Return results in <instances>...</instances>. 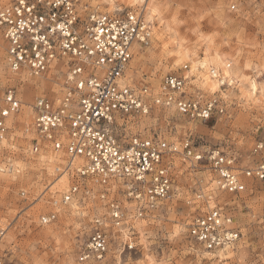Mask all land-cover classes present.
Returning a JSON list of instances; mask_svg holds the SVG:
<instances>
[{
    "label": "rangeland",
    "instance_id": "1",
    "mask_svg": "<svg viewBox=\"0 0 264 264\" xmlns=\"http://www.w3.org/2000/svg\"><path fill=\"white\" fill-rule=\"evenodd\" d=\"M8 1L0 0V5ZM160 1L162 23L154 21L151 42L137 48L125 80L137 87L149 84L157 93L164 75L179 74L186 78L188 97L200 96L205 101L219 96L222 111H214L207 119H191L174 107L151 104L148 114L125 117L129 121L127 133L157 137L178 146L188 139L200 153L218 148L234 156L237 172L242 175L243 168L264 156V0ZM178 41L198 60L207 56L219 64L223 59L241 74V81L229 84L225 80L223 83L228 85L223 86L219 81L217 90L211 91L200 67L193 72L188 62L177 64L181 57L172 45ZM5 47L0 31V100L4 89L13 86L21 106L8 119L10 129L4 142L0 140V163L4 168L0 172V228H6L0 254L10 264H81L77 259L80 245L87 239L93 219L105 214V201L78 194L62 203L71 178L67 172L57 175L50 163L46 164L52 150L31 152V139L36 136L32 126L34 100L37 96L59 98L66 68H51L39 76L47 79L46 74L54 71L47 86L33 84L23 80L22 72H10ZM216 69L220 71L219 66ZM25 93L31 95L29 101L24 99ZM261 142L263 149L254 152ZM169 162L173 175L170 197L143 216H135V204L124 194H112L123 209L120 229L133 230L134 246L124 245L123 232L117 235V229L108 222L106 230L113 236L107 264H264V181L249 178L242 192L228 193L215 184L217 175L205 161L194 162L173 154ZM210 196L212 200L207 204ZM213 205L232 214L240 239L234 247L208 255L188 235V227L196 214ZM48 212H56V218L40 223V215Z\"/></svg>",
    "mask_w": 264,
    "mask_h": 264
},
{
    "label": "built area",
    "instance_id": "2",
    "mask_svg": "<svg viewBox=\"0 0 264 264\" xmlns=\"http://www.w3.org/2000/svg\"><path fill=\"white\" fill-rule=\"evenodd\" d=\"M142 12L143 4L101 12L89 0H9L0 5V31L10 70L42 76L57 61L66 68L62 95L56 100L46 96L34 100L36 136L31 139V151L52 150L64 159L54 165L57 175L67 172L71 178L62 203L78 194L105 201V214L93 219L89 235L80 245L77 259L81 264H107L113 236L106 230L108 222L117 235L123 232L124 245L133 248L134 232L120 229L123 209L112 194L117 191L133 202L137 217L157 207L171 194L170 155L205 161L216 173L220 189L228 193L242 192L246 179L264 181V156L243 168L240 175L234 156L218 148L200 153L188 139L178 146L127 133L125 117L146 115L151 104L173 106L191 119H207L214 111H222L219 96L205 102L188 97L186 78L179 74L164 75L157 93L149 84L137 87L122 82L136 48L149 45L153 36L155 23L145 22ZM0 101L2 140L10 129L8 119L19 111L21 101L13 86L4 89ZM262 149L263 143H257L254 152ZM114 182L120 184L119 189L112 187ZM55 218L56 212H48L39 221L47 224ZM5 231L0 228V241ZM188 235L207 251L234 247L240 239L232 214L216 205L192 218ZM0 264H10L3 254Z\"/></svg>",
    "mask_w": 264,
    "mask_h": 264
},
{
    "label": "bare ground",
    "instance_id": "3",
    "mask_svg": "<svg viewBox=\"0 0 264 264\" xmlns=\"http://www.w3.org/2000/svg\"><path fill=\"white\" fill-rule=\"evenodd\" d=\"M4 1V0H3ZM89 2L91 3V5L93 6V8L95 9V10H100V11H102V12H107V13H112V12H115L116 10H118V9H124V8H128V7H135L136 5H138V4H143V12H142V17H143V20L145 21V22H154V21H157V23L159 22V23H162L161 22V18H160V12H161V9H162V2L160 1V0H89ZM167 2V1H166ZM167 13H169V12H167ZM170 16V15H169ZM164 23V22H163ZM163 25V24H162ZM174 26H175V24H174ZM177 26V25H176ZM165 28V27H164ZM156 29V28H155ZM167 29V28H166ZM174 29V28H173ZM162 31H163V29H162ZM167 33V32H166ZM176 33L180 36V32L178 33L177 31H176ZM170 36V35H169ZM166 37V36H165ZM182 38V37H181ZM170 39H172V37L170 38ZM178 40V39H177ZM164 41V40H163ZM162 41V42H163ZM168 41V40H167ZM176 41V40H175ZM179 41H180V39H179ZM174 42V44L172 45L173 47H174V49H175V51H176V53L181 57V62H188L189 63V66H190V68H191V70L193 71V69H192V65L195 63V64H197L198 65V67H199V65L200 64H203V65H205V67H200L201 69H202V73H203V75H205V80H206V82H207V84H208V87L211 89V91H212V86L213 85H215L216 86V90H217V88H218V84L216 83V82H219L220 83V86H223V85H228V84H226V83H223V82H225V80L229 83V84H232V83H234V82H239V81H241V78H242V76H240L239 74H238V72L236 71V69H234V68H232V67H229V64L228 63H226V62H224L223 61V59H222V62H220L219 64L217 63V61L216 62H214V59L215 58H210V57H205L204 56V58H202V60H198V59H196L194 56H191L189 53H188V51L185 49V48H182L181 47V43L180 42ZM169 42V41H168ZM167 42V43H168ZM165 44V43H164ZM184 44V43H183ZM163 48V47H162ZM160 50V49H159ZM138 50H137V48H136V50L134 51V54H136V52H137ZM140 51V50H139ZM168 52V51H167ZM190 52V51H189ZM206 52V51H205ZM195 54V53H194ZM138 55V54H137ZM172 56H174V55H172ZM221 56V55H220ZM194 57V58H193ZM138 60V59H137ZM57 64H51V66H50V69L52 68V69H55V70H57V71H60L59 69H62V65L60 64V62L59 61H57L56 62ZM215 63L217 64V65H215ZM184 65V67L183 68H186L187 66H185V64H183ZM218 66H219V70L221 71H219L220 72V74H219V72L217 71V69L216 68H218ZM127 69H128V67H127ZM126 69V70H127ZM10 70V69H9ZM128 71V70H127ZM127 71H125V73H129V71L127 72ZM10 72L11 73H20V72H22V78H24L23 80H30L31 81V83H33V84H39V85H42L43 87L44 86H47L48 84H49V81L48 80H50L51 79V75H52V73L54 72V71H52V70H50V72H48L47 74H46V76L48 75V78L47 79H44L43 77H39V76H34V75H30L26 70H20V71H12V70H10ZM130 72H132V71H130ZM200 72V71H199ZM197 73H198V71H197ZM223 73V74H222ZM225 73H227V75H225ZM20 75V74H19ZM188 75V74H187ZM222 75V76H221ZM201 76V75H200ZM219 76H221V78L219 79L218 77ZM199 77V76H198ZM241 77V78H240ZM214 78H218L219 80H216V79H214ZM244 79V78H243ZM242 79V80H243ZM22 80V79H21ZM54 82V81H53ZM122 82H130V81H128L127 79L125 80V74H124V76H123V78H122ZM243 82V81H242ZM204 83V82H203ZM202 83V84H203ZM205 84V83H204ZM249 85V84H248ZM251 85V84H250ZM51 87H53V88H55L54 86H52V83H51V85H50ZM48 88V87H47ZM50 88V87H49ZM56 89V88H55ZM54 89V90H55ZM63 90V89H62ZM248 93V92H247ZM61 95H62V92H61ZM60 95V96H61ZM30 97H31V95L30 94H27V93H25L24 94V99L25 100H27V101H29L30 100ZM213 97H216V96H213ZM212 97V98H213ZM199 101H201V102H205L206 100H208V99H210V98H208V99H206L205 101H202L200 98V96H198V97H196ZM25 104V103H24ZM27 104V103H26ZM169 107H173V106H169ZM33 110V109H32ZM32 126H33V123H32ZM34 128V127H33ZM35 131V130H34ZM4 139H5V137L4 138H2V142H4ZM32 152V151H31ZM43 152V151H42ZM51 152H53V151H51ZM45 157V156H44ZM63 160L62 159V157H57L56 156V153H51V154H49L48 156H47V160H48V162H46V164H48V163H50V166L51 167H53L54 168V164H55V161H58V160ZM46 160V161H47ZM63 162V161H62ZM8 169V168H7ZM4 170V168H3V166H2V164L0 163V172L1 171H3ZM54 170V169H53ZM6 172V171H5ZM3 173V172H2ZM6 174V173H5ZM7 175H9V174H7ZM20 176V175H19ZM214 181H215V184L216 183H218V181L216 180V179H214ZM117 182H114V183H112V187L113 188H120V184H116ZM214 184V183H213ZM211 197V196H210ZM210 197L206 200V203L207 204H209V201H211L212 200V197H211V199H210ZM130 203H132V202H130ZM73 204V203H72ZM71 204V205H72ZM132 206V205H131ZM214 206V205H213ZM226 249V248H225ZM219 250H224V249H219ZM219 250H216V251H219ZM209 252V254L208 255H211V254H213L214 255V252L215 251H208Z\"/></svg>",
    "mask_w": 264,
    "mask_h": 264
},
{
    "label": "snow or ice",
    "instance_id": "4",
    "mask_svg": "<svg viewBox=\"0 0 264 264\" xmlns=\"http://www.w3.org/2000/svg\"><path fill=\"white\" fill-rule=\"evenodd\" d=\"M180 63H181V61H177V64H178V65H179ZM197 67H198V65L195 64V63L192 65L193 72L196 71ZM199 67H205V65L200 64ZM225 75H227V73H225ZM253 88H255V85H253ZM212 91H213V92L216 91V86H215V85L212 86Z\"/></svg>",
    "mask_w": 264,
    "mask_h": 264
}]
</instances>
